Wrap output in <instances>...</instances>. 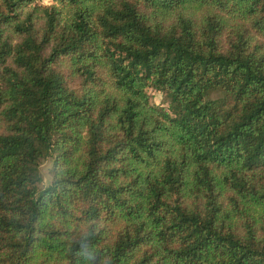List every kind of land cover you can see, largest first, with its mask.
<instances>
[{"label": "trees", "instance_id": "obj_1", "mask_svg": "<svg viewBox=\"0 0 264 264\" xmlns=\"http://www.w3.org/2000/svg\"><path fill=\"white\" fill-rule=\"evenodd\" d=\"M0 264H264V0H0Z\"/></svg>", "mask_w": 264, "mask_h": 264}, {"label": "rangeland", "instance_id": "obj_2", "mask_svg": "<svg viewBox=\"0 0 264 264\" xmlns=\"http://www.w3.org/2000/svg\"><path fill=\"white\" fill-rule=\"evenodd\" d=\"M40 2L44 3V4H49L51 2V0H39ZM154 99L155 101H157L158 103L162 102V95L158 92H155L154 94ZM52 159H47L46 161L43 162V164L41 165V171L44 177V181L43 184L44 185H49L52 179L51 173H50V169L52 167Z\"/></svg>", "mask_w": 264, "mask_h": 264}]
</instances>
